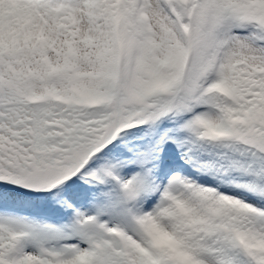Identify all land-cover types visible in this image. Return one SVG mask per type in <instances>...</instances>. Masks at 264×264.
I'll use <instances>...</instances> for the list:
<instances>
[{
  "label": "snow or ice",
  "instance_id": "1",
  "mask_svg": "<svg viewBox=\"0 0 264 264\" xmlns=\"http://www.w3.org/2000/svg\"><path fill=\"white\" fill-rule=\"evenodd\" d=\"M0 264H264V0H0Z\"/></svg>",
  "mask_w": 264,
  "mask_h": 264
}]
</instances>
